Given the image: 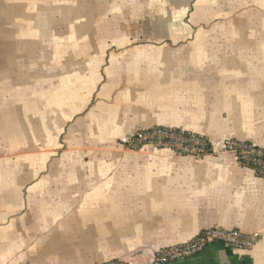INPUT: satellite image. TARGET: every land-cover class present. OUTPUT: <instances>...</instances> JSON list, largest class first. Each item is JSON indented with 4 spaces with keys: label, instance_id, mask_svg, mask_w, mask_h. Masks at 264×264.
Returning <instances> with one entry per match:
<instances>
[{
    "label": "crops",
    "instance_id": "1",
    "mask_svg": "<svg viewBox=\"0 0 264 264\" xmlns=\"http://www.w3.org/2000/svg\"><path fill=\"white\" fill-rule=\"evenodd\" d=\"M174 128L264 147V0H0V264H264V178L230 155L128 150Z\"/></svg>",
    "mask_w": 264,
    "mask_h": 264
},
{
    "label": "built area",
    "instance_id": "2",
    "mask_svg": "<svg viewBox=\"0 0 264 264\" xmlns=\"http://www.w3.org/2000/svg\"><path fill=\"white\" fill-rule=\"evenodd\" d=\"M128 150L138 151L144 147L169 150L175 155L201 160L206 156L230 155L242 167L253 171L264 178V147L250 142L226 139L218 148L197 134L174 128L155 127L134 131L122 140ZM258 241L256 234L239 230L207 229L192 240L159 250L154 258L156 264H170L188 259L201 252L208 244L217 242L238 250H250ZM98 264H123L119 261H108Z\"/></svg>",
    "mask_w": 264,
    "mask_h": 264
}]
</instances>
